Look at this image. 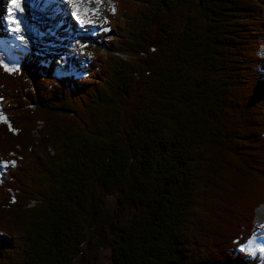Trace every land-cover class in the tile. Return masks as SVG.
<instances>
[{
    "label": "trees",
    "instance_id": "obj_1",
    "mask_svg": "<svg viewBox=\"0 0 264 264\" xmlns=\"http://www.w3.org/2000/svg\"><path fill=\"white\" fill-rule=\"evenodd\" d=\"M112 2L80 79L0 64V264H260L264 0Z\"/></svg>",
    "mask_w": 264,
    "mask_h": 264
},
{
    "label": "rangeland",
    "instance_id": "obj_2",
    "mask_svg": "<svg viewBox=\"0 0 264 264\" xmlns=\"http://www.w3.org/2000/svg\"><path fill=\"white\" fill-rule=\"evenodd\" d=\"M0 3L5 5L6 1L0 0ZM96 10L95 12L97 15L94 17H91L87 20H89L93 25L96 30V35L92 39H84L83 34L80 33V30H78V42L79 45L83 46H93L95 49L101 48L103 44V38L105 36H108L110 38H113V34L110 33V27L108 23V14L113 11V2L112 0H104L102 1H97L96 2ZM95 7V6H94ZM92 8V7H91ZM93 9V8H92ZM6 15L4 19H6V22L3 19V15ZM51 16V15H49ZM71 16V15H70ZM11 15H10V10L4 7L0 6V40H3L2 43H0V64L5 66L8 70H17L18 68L21 67V63L27 58V55H41V59H47L49 61H52L53 59H56L59 63V66L56 68L57 74L58 75H64L66 72L62 71L61 69H66L68 71H74L80 64H82V61L79 62L78 59L81 57H84V59L87 60V62H90L92 60V55L90 53L86 54V56L83 55L82 51H77L73 50L72 47L68 48V44H66V47H59L60 45H54L53 43L48 44V43H43L42 39L43 38H50L48 29L45 27L44 29H40L39 27H36V32H39L37 34H32L31 36L26 35L23 36L19 34L18 36L16 35V38L12 37L11 34L8 33L7 30H9L10 26L5 27L7 22L11 20ZM51 20V19H50ZM2 22V24H1ZM24 24V23H22ZM58 24V23H57ZM60 24V23H59ZM58 24V25H59ZM100 24V25H99ZM52 26V24H49ZM51 29V27H50ZM40 30V31H39ZM61 31V29L59 30ZM30 32H28L29 34ZM101 33V34H100ZM31 34V33H30ZM58 36V35H57ZM73 37V36H72ZM34 38V39H33ZM70 37H67L66 40H69ZM20 39V40H19ZM35 40V41H34ZM70 40H72L70 38ZM20 41V42H19ZM74 41V40H73ZM11 42L12 46L9 47H3L2 44ZM29 42V43H28ZM35 43H38V45L35 46ZM8 46V45H6ZM79 47V46H78ZM77 47V48H78ZM5 49V50H4ZM50 49H55V50H50ZM67 50H71L72 53L75 55L74 52H77L76 57H72L71 54H68ZM260 54L264 56V45L260 49ZM83 59V61H84ZM78 61L80 64H77ZM62 67V68H61ZM260 69L262 72H264V63L260 66ZM3 115L0 113V120H3ZM6 165L2 162H0V179L6 172ZM117 204V199L116 197H108L107 199V206L109 209H114ZM264 205V204H263ZM262 206V205H261ZM260 206V207H261ZM259 207V208H260ZM256 209V217H255V222H256V231L257 233L261 232L264 230V226L259 224V221H257V211ZM257 233H255L257 235ZM255 235V236H256ZM254 236V237H255ZM263 243H255L254 245L251 246H244L243 250L248 251L252 253L255 257L257 256L260 258L261 264H264V245H261ZM94 250L98 252L99 255V261L98 264H113L110 259L111 255V248L107 246L105 243L102 241L96 242V246H94ZM81 257L79 256L76 260L75 264H80Z\"/></svg>",
    "mask_w": 264,
    "mask_h": 264
},
{
    "label": "bare ground",
    "instance_id": "obj_3",
    "mask_svg": "<svg viewBox=\"0 0 264 264\" xmlns=\"http://www.w3.org/2000/svg\"><path fill=\"white\" fill-rule=\"evenodd\" d=\"M5 1L6 4L3 5L0 3V6H5V8L8 7L11 15L14 17L12 21H9L11 30H13L12 34L14 38H16V35L18 36L19 34L23 36H31L32 34H28L27 31L34 32L35 34L36 27H39L40 29H44L46 27L48 29L50 28L49 24L51 23V29H48L51 33L50 38H43V43H53L56 46L60 45L59 47H62L69 43V41L65 38L69 36V34H72L73 37L71 38L72 40H74L72 46L74 48H77L80 42H78L79 39L76 38H78V30L80 29L82 22H84V20L87 18H91L97 15V13L95 12L97 7L96 2L101 1L102 3V1L104 0H41V7L43 8V6H47L46 12L42 15L38 11L39 9H41V7L38 10L36 8L38 0H17L18 7L13 6L12 0ZM32 3H34L33 8L31 7ZM76 4H78L79 6L76 7ZM83 7H85V9H83ZM49 15L55 18L51 22H49ZM5 16L6 15L4 14L3 19ZM13 21H15V23H13ZM2 22H6V19H4V21ZM22 23L24 24L22 25ZM57 23L60 24L58 25ZM24 26H26L27 29H25ZM89 28L90 26H84L82 31L87 32L89 30H92ZM55 29L56 31H54ZM60 29L61 31H59ZM2 41L3 40H0V43H2ZM2 45L4 47H7L6 44ZM36 45H38V43H35V46ZM263 45L264 43L262 44V46ZM74 72L76 76L80 75L77 69H74ZM257 221H259L260 225L264 226V205H262L257 211ZM255 243H264V230L257 233V235L253 237L252 240L246 244V246L248 247L254 245Z\"/></svg>",
    "mask_w": 264,
    "mask_h": 264
},
{
    "label": "snow or ice",
    "instance_id": "obj_4",
    "mask_svg": "<svg viewBox=\"0 0 264 264\" xmlns=\"http://www.w3.org/2000/svg\"><path fill=\"white\" fill-rule=\"evenodd\" d=\"M12 2L14 7H18L17 0H12ZM13 23H15V21H13Z\"/></svg>",
    "mask_w": 264,
    "mask_h": 264
}]
</instances>
